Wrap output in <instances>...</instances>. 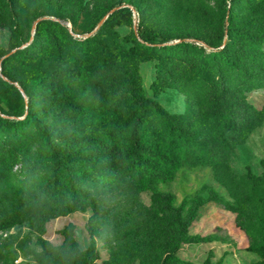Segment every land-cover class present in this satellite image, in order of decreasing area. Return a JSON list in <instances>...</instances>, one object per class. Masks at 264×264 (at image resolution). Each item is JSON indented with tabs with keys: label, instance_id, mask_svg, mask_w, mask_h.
Returning a JSON list of instances; mask_svg holds the SVG:
<instances>
[{
	"label": "trees",
	"instance_id": "16d2710c",
	"mask_svg": "<svg viewBox=\"0 0 264 264\" xmlns=\"http://www.w3.org/2000/svg\"><path fill=\"white\" fill-rule=\"evenodd\" d=\"M238 2L249 9L244 16L236 11ZM127 4L140 23L136 35L124 37L131 43L125 48L103 37L116 26L132 24L129 6L100 3L97 21L87 30L96 31L85 38L74 37V21L69 29L66 22L41 20L27 43L21 0H0V29L9 31L7 49L0 45V230L27 223L28 235L40 236L52 218L93 212L86 223L87 248L77 247L73 226L67 225L54 252L41 238L40 251L26 249L38 264H98L93 238L99 213L86 191L93 183L149 195L144 212L152 226L137 249L139 264H194L177 252L202 241L189 228L217 196L175 206L172 192L160 186L171 185L182 169L214 165L220 152L246 141L254 119L264 117V106L255 108L245 96L264 89V15L259 12L264 0H222L214 14L197 8L205 29L175 43L160 40V29L149 19L154 0ZM76 6L83 9V0ZM116 35L112 32L119 39ZM149 62L154 66L151 95L140 75ZM197 80L205 85L198 104L201 129L166 111L158 100L165 90L190 87ZM77 83L86 86L79 97L73 88ZM31 145H36L35 155H30ZM17 166L21 184L5 192ZM246 177L264 189V174ZM202 264L222 262L207 258Z\"/></svg>",
	"mask_w": 264,
	"mask_h": 264
},
{
	"label": "rangeland",
	"instance_id": "374dc122",
	"mask_svg": "<svg viewBox=\"0 0 264 264\" xmlns=\"http://www.w3.org/2000/svg\"><path fill=\"white\" fill-rule=\"evenodd\" d=\"M98 1L83 0L84 8L79 9L76 0H61L63 4H58L57 0H21V22L25 41L29 43L32 40L33 25L38 19L66 22L70 25L74 21L77 26L74 37L85 38L93 35L96 30L91 33L87 30L97 21V7L101 3L130 7L132 24L114 27L103 39L110 43L113 40L117 47L131 46L124 37L137 34L140 20L135 9L127 4V0ZM221 1L154 0V8L149 10V19L152 25L160 29V40L175 43L187 34L205 29L197 8L214 14L219 11ZM236 11L239 16H244L249 9L238 2ZM259 12L264 15V8ZM112 32L119 39L112 36ZM8 36L7 29H0V45L5 49ZM262 50L264 51V43ZM140 75L144 89L151 95L149 84L154 79L153 63L143 64ZM85 87L80 83L73 85L75 95L79 97ZM102 89L98 85V90ZM204 89V82L197 80L190 87L165 90L158 100L166 111L180 115L192 122L197 129H201L204 119L198 104L202 102ZM245 96L255 108L261 109L264 106V89L248 92ZM81 101L79 98V102ZM29 152L30 155H35L36 145L29 146ZM262 160L264 117L254 119L246 141L231 151L220 152L214 165L182 169L178 171L171 185L160 186L161 190L172 192L175 206H180L182 200H187V205H190L191 200L196 197L217 196L199 210L197 218L189 228V234L200 237L202 241L182 245L177 252L181 260L194 264H202L207 258L211 262L220 260L222 264H264V204L261 201L264 198V189L255 188L246 177L247 173L259 177L264 174ZM18 170L19 166L7 179L5 192L21 184L17 176ZM86 191L96 200L99 213L94 223L93 238L98 254L97 263L108 260L111 264H139L137 249L147 241L152 226L144 212L149 204V195H134L117 184L93 183L86 187ZM223 204H229L232 209H225ZM92 213L91 209H87L52 218L46 223L45 232L40 236L28 235L27 223L0 230V264H38L26 249L40 251L38 240L41 238L45 246L54 252L63 240L60 231L67 225L73 226L77 247L81 250L87 248L90 236L86 223Z\"/></svg>",
	"mask_w": 264,
	"mask_h": 264
},
{
	"label": "water",
	"instance_id": "95a60500",
	"mask_svg": "<svg viewBox=\"0 0 264 264\" xmlns=\"http://www.w3.org/2000/svg\"><path fill=\"white\" fill-rule=\"evenodd\" d=\"M106 18V17H105ZM41 19H38V20H36V22L34 23V25H33V30H32V34L34 33V30H35V26H36V24L40 21ZM55 20V19H54ZM67 27L70 29V24L69 23H67ZM95 29H97V28H95ZM27 44H25L24 46H22V47H25ZM15 50H12L10 53H13ZM14 86L15 87H17L18 89H19V91L21 92V94H22V96L25 98V96H24V94H23V92H22V90L16 85V84H14Z\"/></svg>",
	"mask_w": 264,
	"mask_h": 264
}]
</instances>
